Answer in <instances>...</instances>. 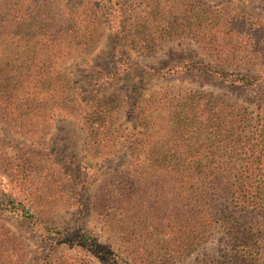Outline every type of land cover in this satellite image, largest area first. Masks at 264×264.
Instances as JSON below:
<instances>
[{
    "label": "trees",
    "instance_id": "16d2710c",
    "mask_svg": "<svg viewBox=\"0 0 264 264\" xmlns=\"http://www.w3.org/2000/svg\"><path fill=\"white\" fill-rule=\"evenodd\" d=\"M241 5L240 0H69L59 15L60 0H0V118L11 119L9 108H18L16 114L23 118L44 109L36 102L63 83L48 53L61 48L91 51L99 40L103 13L108 17L105 31L121 49L138 46L147 53L174 39L187 41L203 60L170 61L157 76L203 75L246 97L234 100L200 87L173 85L147 95L141 83L130 85L132 93L139 92L130 99L132 110L136 106L161 136L126 153L130 170L113 189L103 187L97 201L106 205L99 204L98 211L105 219L114 206L128 203L134 171L139 180L163 186L162 210L176 216L180 232L191 237L178 249L181 256L220 234L229 248L221 264H258L264 261V25L248 19ZM115 65L105 84L117 82L123 66H134L129 61ZM105 106L100 102L89 107L86 121L106 125L109 119L99 110ZM14 204L0 201V208L34 218L21 205L9 208ZM153 205L145 207V215L154 217ZM53 234L58 245H79L98 260L144 264L145 246L106 248L96 235L78 227Z\"/></svg>",
    "mask_w": 264,
    "mask_h": 264
},
{
    "label": "rangeland",
    "instance_id": "374dc122",
    "mask_svg": "<svg viewBox=\"0 0 264 264\" xmlns=\"http://www.w3.org/2000/svg\"><path fill=\"white\" fill-rule=\"evenodd\" d=\"M240 1L248 19L264 25V0ZM67 2L60 0L59 15L67 8ZM107 21V14L103 13L99 40L91 51L61 48L48 53L55 58L53 68L63 83L36 102L39 108L44 106L42 111L23 118L16 114L18 108H9L11 119L0 118V201L14 202L9 208L21 205L34 215L29 220L21 210L9 212L0 208V264L115 263L111 257L98 260L79 245L57 244L53 232L77 227L96 235L106 248L112 244L114 249L124 251L145 246L144 264H221L229 248L222 244L220 234L198 248L191 246L181 256L178 249L188 245L191 237L180 232L176 216L169 217L162 210L165 205L161 184L155 187L148 180H139L133 171L128 203L114 206L105 219L98 208L106 203L97 199L104 186L113 189L130 170L127 152L139 150L150 137L161 136L136 106L132 110L134 101L130 99L139 92L132 93L130 85L141 83L147 95L172 85L184 90L200 87L201 91L225 94L234 100L246 95L203 75L161 79L158 70L168 62L203 58L187 41L179 43L177 39L147 53L138 51V46L121 49L123 45L105 31ZM120 61L134 66L129 70L123 66L117 82L105 84ZM100 102L106 106L99 110L109 119L102 128L96 120L86 121L88 108ZM160 147L163 145L157 148ZM144 148L147 149L145 145ZM152 203L154 217H149L144 214L145 207ZM143 235L146 240L140 239ZM263 249L264 244L260 251Z\"/></svg>",
    "mask_w": 264,
    "mask_h": 264
}]
</instances>
